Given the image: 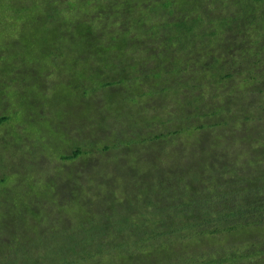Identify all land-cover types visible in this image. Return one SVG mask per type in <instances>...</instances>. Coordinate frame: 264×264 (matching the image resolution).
Wrapping results in <instances>:
<instances>
[{"label":"trees","instance_id":"obj_1","mask_svg":"<svg viewBox=\"0 0 264 264\" xmlns=\"http://www.w3.org/2000/svg\"><path fill=\"white\" fill-rule=\"evenodd\" d=\"M0 173V216L82 238L68 264H187L188 236L246 233L264 0H0Z\"/></svg>","mask_w":264,"mask_h":264},{"label":"rangeland","instance_id":"obj_2","mask_svg":"<svg viewBox=\"0 0 264 264\" xmlns=\"http://www.w3.org/2000/svg\"><path fill=\"white\" fill-rule=\"evenodd\" d=\"M5 57L10 55L6 54ZM47 76L51 81L57 79L53 71ZM51 89H48L49 92ZM9 102L11 107L16 108L14 97L9 98ZM257 223L248 228L246 233L188 236L190 243L202 241L203 246L188 248L183 257L189 258L187 264H264V220ZM54 224L58 227L52 228ZM67 224V221L55 218L38 222L34 219L0 216V264H68L59 259L64 258L65 254L59 255L58 252L69 250L82 238L62 235L60 230ZM36 227L38 230L33 229ZM143 251L147 252L145 249ZM84 263L90 264L88 261Z\"/></svg>","mask_w":264,"mask_h":264}]
</instances>
